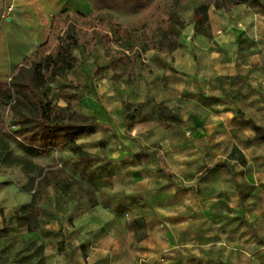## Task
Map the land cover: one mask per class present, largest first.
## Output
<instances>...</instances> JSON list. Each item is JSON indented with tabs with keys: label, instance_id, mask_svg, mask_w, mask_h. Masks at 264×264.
<instances>
[{
	"label": "crops",
	"instance_id": "1",
	"mask_svg": "<svg viewBox=\"0 0 264 264\" xmlns=\"http://www.w3.org/2000/svg\"><path fill=\"white\" fill-rule=\"evenodd\" d=\"M5 3L14 54L27 45L19 65L56 16L71 18L56 25L62 35L72 17L96 13L89 0H0V12ZM201 4L209 35L189 22L173 50L143 52L131 81L101 42L74 50L67 75L84 92L79 111L98 124L77 140L91 158L59 156L92 194L75 195L52 224L67 236L63 264H264V7ZM148 102L172 115L128 126L125 105Z\"/></svg>",
	"mask_w": 264,
	"mask_h": 264
},
{
	"label": "rangeland",
	"instance_id": "2",
	"mask_svg": "<svg viewBox=\"0 0 264 264\" xmlns=\"http://www.w3.org/2000/svg\"><path fill=\"white\" fill-rule=\"evenodd\" d=\"M204 1L208 0H153L150 6L136 14L110 10L103 12L135 35L134 41L121 49L125 57L128 56L131 60L123 56L117 60V56L109 50L111 57L116 58L119 64L118 69L125 73L129 81L136 75L137 69L145 67L144 51L154 46L158 50L167 51V46H173L171 43L177 42V34L170 33V20L178 27L181 23L186 25L194 22L195 10ZM8 6L10 5L5 3L0 12V76L8 81L12 78L10 81H13L14 70L19 65L17 60L22 58L27 45H16L17 52L14 54V43L6 26L7 16L12 12H7ZM88 17L87 21L72 17L73 21L63 26L65 30L69 27L70 31H76L80 41L78 52H84L87 47L98 42L97 37L94 38L93 16ZM59 28L62 29V25L54 28L51 36L45 40L50 41V48L56 43ZM111 45L115 47L114 44ZM43 56L40 51L21 63L30 68L32 63L41 61ZM85 72L87 74V70ZM101 72L102 68L98 65L93 74L99 76ZM72 79L71 75L58 77L49 81L45 90L55 103L69 106L71 112L83 114L79 110L87 104L84 103L85 95ZM165 108V105L159 107L152 102L142 105L127 104V125L160 117L159 112H163ZM23 110L32 113L27 104L23 106ZM3 113L0 117V264H63L61 260L66 252L67 236L63 234V230L58 232L52 224H55L54 220L62 224L61 219L68 217L71 198L75 195L82 197L85 193L89 196L92 194L91 188L83 180L74 177L61 165L59 156L61 151H68L83 160L91 158L92 154L83 149V155L74 153L71 144L67 142L74 140L80 146L77 140L86 132L94 131L97 119L83 114L90 118L77 117L74 122L76 131L68 133L66 139L54 143L38 140L33 146L16 135L19 129L15 124L17 114L8 108ZM166 114L172 115V111L166 108ZM232 158L237 166L245 164L244 156L238 149L234 151Z\"/></svg>",
	"mask_w": 264,
	"mask_h": 264
},
{
	"label": "trees",
	"instance_id": "3",
	"mask_svg": "<svg viewBox=\"0 0 264 264\" xmlns=\"http://www.w3.org/2000/svg\"><path fill=\"white\" fill-rule=\"evenodd\" d=\"M152 1L89 0L96 9V13L93 15L94 38L97 37V41L104 44L108 51H113L114 55L117 56V60L121 56L125 57V53L121 49L130 45L134 41L135 35L133 31L127 29L115 18H110L109 15L105 16L104 14L107 13L103 12L110 10L136 14L150 6ZM248 1L251 0H212V3L217 9H230ZM253 1L259 7H264V0ZM73 18H82L86 21L89 19L85 15H76ZM69 19L71 18L66 16L64 19V15H58L54 18L53 27L56 28V25L59 26L63 20L67 21ZM194 22L197 31L209 35L211 28L209 4H202L197 7L194 13ZM169 26L170 33H176L179 36L185 24L181 23L178 27L170 20ZM111 44H116L121 49L113 47ZM171 44L173 46L169 45L166 49L173 50L177 45L176 42ZM79 46L80 41L76 31L72 32L68 27L62 35L56 37V43L52 48H50V41H46L40 50L34 53L43 52L44 56L41 61L32 63L30 68L24 64L18 65L14 70L13 81H8L0 76V117L3 116L6 108L17 114L18 118L15 124L19 126V129L16 131V135L23 141L33 146L38 140L59 142L60 139H66L68 133L76 131L74 122L77 121V117L90 118L83 114L71 112L69 106L65 107L55 103L45 90L49 81L67 75L76 66V58L73 52ZM110 46L112 49H110ZM156 47L154 46V48ZM108 54L112 56L110 52ZM125 58L130 59L128 56ZM117 60L114 59V65L118 74L119 64ZM25 104L31 107L32 113L24 112L23 106ZM131 118L134 119L135 117L132 116ZM257 130L260 131V128L258 127ZM68 143L71 144V150L74 153L85 154L82 148L74 143V140H69Z\"/></svg>",
	"mask_w": 264,
	"mask_h": 264
},
{
	"label": "built area",
	"instance_id": "4",
	"mask_svg": "<svg viewBox=\"0 0 264 264\" xmlns=\"http://www.w3.org/2000/svg\"><path fill=\"white\" fill-rule=\"evenodd\" d=\"M11 11H13V5H10L7 7V12L10 13ZM12 78L9 79V81L11 80Z\"/></svg>",
	"mask_w": 264,
	"mask_h": 264
}]
</instances>
